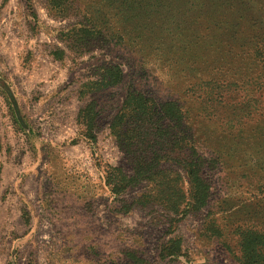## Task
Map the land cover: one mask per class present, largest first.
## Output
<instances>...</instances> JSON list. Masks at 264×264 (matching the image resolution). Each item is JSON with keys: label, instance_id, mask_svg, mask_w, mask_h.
Segmentation results:
<instances>
[{"label": "rangeland", "instance_id": "obj_1", "mask_svg": "<svg viewBox=\"0 0 264 264\" xmlns=\"http://www.w3.org/2000/svg\"><path fill=\"white\" fill-rule=\"evenodd\" d=\"M110 10L106 4L105 15ZM80 14L61 21L52 17L46 0H0V74L10 83L23 114L31 121V135L44 143V147L38 143L40 153H36V141L15 131L0 95V264H127L128 251L137 252L151 264H161L158 246L167 232L169 214L158 207L139 206L127 214L104 182L109 164L133 174L127 155L110 129L113 116L132 86L137 92L159 90L163 99L172 94L194 107L191 122L197 137L220 151H229L205 174L212 187L207 210L188 216L174 234L183 239V256L174 264H237L239 242L235 230L255 224L264 227V108L249 119H241L232 133L224 126L227 120L218 123L212 116L206 120L197 111L199 94L190 93L191 99L185 92L172 93L168 86L171 73L164 59L150 56L147 72L141 70L136 60L147 56L149 50L140 53L136 34L133 45L121 50L93 42L82 55L71 52L49 32L77 23ZM34 16L45 27H34ZM141 23L142 18L128 25L135 29ZM139 31L142 29L136 33ZM199 40L191 37L195 43ZM54 46L69 51L63 62L50 55ZM108 62L122 65L126 79L122 85L95 96L101 114L97 144L80 141L69 146L68 141L80 129L76 123L78 112L87 104L86 99L81 102L78 97L80 86L95 75L97 66ZM249 71L246 68L242 72ZM198 73L183 70L181 80L193 83ZM245 94L238 93L235 102L244 101ZM51 141L66 146L60 153L51 154L47 146ZM49 161L53 162L50 166ZM176 169L188 191L184 170ZM145 190L146 184H141L121 199L132 202ZM211 222L218 224L222 238L207 231L206 225Z\"/></svg>", "mask_w": 264, "mask_h": 264}, {"label": "trees", "instance_id": "obj_2", "mask_svg": "<svg viewBox=\"0 0 264 264\" xmlns=\"http://www.w3.org/2000/svg\"><path fill=\"white\" fill-rule=\"evenodd\" d=\"M79 1L46 0V8L55 19L65 21L81 12L77 23L49 32L53 33L50 37L71 52L82 55L93 42L121 50L133 45L131 41L136 34L140 53L146 54V48L149 50L147 56L136 60L141 70L147 72L150 56L164 59L165 68L171 73L168 86L172 93L185 92L188 97L190 93L199 94L197 111L206 120L210 116L217 118L218 123L227 120L224 126L232 133L238 129L234 127L241 119H249L263 110L264 0H100L98 4L81 2V5ZM29 4L27 1L32 15ZM106 4L111 9L107 15ZM33 18L34 27H45L36 16ZM140 18V25L135 29L129 27V23L133 25ZM137 29L142 31L136 33ZM192 36L200 37L203 42L191 41ZM168 49L174 56L163 52ZM68 50L54 46L50 55L63 62ZM153 51L156 53L151 55ZM195 64L199 67H193ZM96 68L95 75L80 86L78 97L81 102L86 99L87 104L78 112L80 129L68 141L69 146L80 141L90 146L97 144L96 130L101 114L95 96L125 82L126 71L118 63L108 62ZM246 68L250 71L242 72ZM183 70L198 71L199 75L193 83H187L181 80ZM174 76L176 81H172ZM132 87L113 116L110 129L127 155L133 174L128 175L123 168L109 164L104 182L115 199L122 202L121 208L127 214L136 206L158 207L169 214L167 232L158 246V259L161 264H174L183 256V239L174 234L188 216L207 210L212 187L205 174L229 151H220L197 137L191 122L194 107L179 97L171 94L170 98L163 99L159 90L137 92ZM241 91L246 92L245 100L235 102V96ZM0 93L5 96L15 131L29 136V119L1 74ZM221 109L225 110L222 114ZM220 115L224 118L220 119ZM227 116L231 118L226 119ZM8 152H12L11 147ZM176 167L184 170L188 191L184 190ZM141 184H146V190L136 200L121 199ZM206 229L216 238H222V230L215 222L208 223ZM235 232L239 242L236 263L264 264V227L239 226ZM126 259L127 264H151L137 252L128 251Z\"/></svg>", "mask_w": 264, "mask_h": 264}, {"label": "crops", "instance_id": "obj_3", "mask_svg": "<svg viewBox=\"0 0 264 264\" xmlns=\"http://www.w3.org/2000/svg\"><path fill=\"white\" fill-rule=\"evenodd\" d=\"M1 71V70H0ZM4 77V76H3ZM7 85L10 87V83L7 81ZM11 88V90H12V93L14 94V92H13V89H12V87H10ZM0 95L3 97V99L5 100V102H6V99H5V96H3L1 93H0ZM14 96H15V94H14ZM15 98H16V96H15ZM16 101H17V99H16ZM18 102V101H17ZM18 105H19V103H18ZM6 106H7V104H6ZM19 107L21 108V105H19ZM22 110V109H21ZM29 123H31V121H29ZM76 123H77V119H76ZM30 129H31V131L29 130L28 131V133H29V136H26L24 133H21V134H24L30 141L31 140H34V141H36V143H35V147H34V145H32L34 148H35V150H37L36 151V153H40L38 150V143H41L42 144V147H44V143L43 142H40L39 141V139H35V138H33L34 136L33 135H31L32 134V132H33V130H32V128H31V124H30ZM77 135V134H76ZM76 137V136H75ZM74 138V137H73ZM51 143V145H47V146H50L49 148H48V150H49V152L51 153V154H53L51 151H55V152H58V153H60L61 152V150H63L62 148L64 147V146H66L65 145V143H57V142H53V141H51L50 142ZM37 146V147H36ZM49 152H47V154L46 155H48L49 154ZM35 154V153H34ZM37 156V155H36ZM43 157L44 158H48V157H46L45 155H43ZM51 157H53V156H51ZM37 159V161L40 159V158H36ZM49 160H50V157H49ZM53 161V160H52ZM49 163V166L50 165H52L53 164V162H48Z\"/></svg>", "mask_w": 264, "mask_h": 264}]
</instances>
